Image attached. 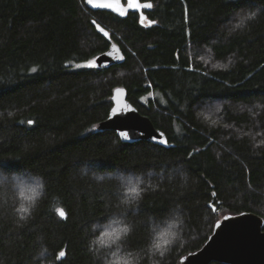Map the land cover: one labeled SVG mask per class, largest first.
<instances>
[{
	"label": "trees",
	"instance_id": "16d2710c",
	"mask_svg": "<svg viewBox=\"0 0 264 264\" xmlns=\"http://www.w3.org/2000/svg\"><path fill=\"white\" fill-rule=\"evenodd\" d=\"M150 2L141 23L86 0H0V264H100L91 225L114 215L141 264H181L221 216L264 219V0ZM113 44L121 64L84 66ZM119 87L173 147L97 130ZM37 177L44 196L20 222L15 186ZM138 181V202L117 207ZM177 216L182 238L152 256L151 227Z\"/></svg>",
	"mask_w": 264,
	"mask_h": 264
},
{
	"label": "water",
	"instance_id": "95a60500",
	"mask_svg": "<svg viewBox=\"0 0 264 264\" xmlns=\"http://www.w3.org/2000/svg\"><path fill=\"white\" fill-rule=\"evenodd\" d=\"M134 2L140 5L147 3L143 0H134ZM86 5L92 10L110 12L123 19H126L131 13L141 17L142 13L145 17L144 22L148 19L147 12L153 8V4L150 9L129 7L128 0H93L91 4L86 0ZM102 5H112L113 7L107 8ZM116 8H122L126 14L120 15ZM99 28L102 27L99 26ZM123 60L122 50L118 45L113 44L107 52L96 58L95 63L99 68H107L119 65ZM112 101L113 107L109 116L98 125V131H112L126 144L146 142L164 148L173 147L165 133L156 129L150 118L142 115L129 102L125 88H117L113 93ZM122 132L128 134V139H124L120 135ZM212 263L264 264V219L254 213L227 215L216 224L213 235L201 250L187 255L181 260V264Z\"/></svg>",
	"mask_w": 264,
	"mask_h": 264
},
{
	"label": "clouds",
	"instance_id": "9594fccd",
	"mask_svg": "<svg viewBox=\"0 0 264 264\" xmlns=\"http://www.w3.org/2000/svg\"><path fill=\"white\" fill-rule=\"evenodd\" d=\"M251 14V15H250ZM247 16L244 23L238 27L243 29L247 27V21L256 18L257 13L253 12ZM241 24V19L236 25ZM235 25V26H236ZM114 174H109V178H113ZM97 181H104V175H96L93 177ZM117 181L123 180V174L115 176ZM37 183H27L15 186L16 215L18 221L26 222L37 204L44 196L45 185L42 177H37ZM142 181H138L134 187L139 189ZM139 196L129 191V187L121 184V198L117 203V207H129L138 202ZM182 220L178 218H166L158 224L151 227L152 237L148 246V252L152 256L165 253L168 247L176 243L182 238L180 231ZM132 225L127 223L123 216L114 215L106 221L93 223L91 232L93 235L88 241L89 251L93 257L100 261V264H141L142 256L138 252H126L123 249L121 241L127 238L132 232ZM167 241V244L165 242ZM162 256V255H161ZM153 264H156L153 261Z\"/></svg>",
	"mask_w": 264,
	"mask_h": 264
},
{
	"label": "snow or ice",
	"instance_id": "6c2138e0",
	"mask_svg": "<svg viewBox=\"0 0 264 264\" xmlns=\"http://www.w3.org/2000/svg\"><path fill=\"white\" fill-rule=\"evenodd\" d=\"M88 3H93V0H88ZM128 4H129V7H133V8H141V7H146V8H151L152 7V4L150 3V0L149 2L145 3L144 5H140L139 3H135L134 0H128ZM102 7H107V8H111L113 7L112 5H102ZM116 11H118L120 13V15H125V11L122 9V8H116ZM251 15V14H250ZM144 19L145 17L143 16V14L141 13V17H140V22L143 23L144 22ZM247 19V17H242L241 18V24L240 25H236L235 27L238 28L240 27L243 23H244V20ZM93 23L95 24V21H93ZM149 23H152V21H150ZM97 28H99V25H97ZM99 30L101 32H103V34L105 36H108V33L106 31H104L103 28H99ZM86 66H89V67H95L96 65L94 63L92 64H87ZM214 67H221V65H214ZM37 69L36 68H33L32 71L35 72ZM28 123H32V121H28ZM124 139H128V134L126 132H122L120 134ZM165 143H167V141H164ZM0 183H2V181H0ZM129 191L132 192L133 194H135L136 196H139V192L140 190L137 188V187H129ZM57 212L59 213V215L61 217H65L66 218V213L63 209H57ZM165 244H167V241L165 242ZM60 257H63L65 255L64 252H60L59 253ZM161 255L163 256V253H161Z\"/></svg>",
	"mask_w": 264,
	"mask_h": 264
},
{
	"label": "rangeland",
	"instance_id": "374dc122",
	"mask_svg": "<svg viewBox=\"0 0 264 264\" xmlns=\"http://www.w3.org/2000/svg\"><path fill=\"white\" fill-rule=\"evenodd\" d=\"M92 63H95V62H92ZM87 64H88V63H87ZM87 64H85L84 66H86ZM27 183H37V182L24 181V182H20L19 185H20V184H27ZM224 217H225V216H221V219H220V220H222Z\"/></svg>",
	"mask_w": 264,
	"mask_h": 264
}]
</instances>
